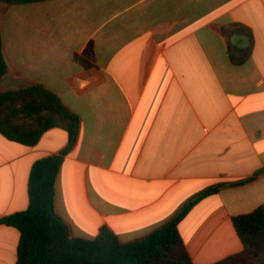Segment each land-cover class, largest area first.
Listing matches in <instances>:
<instances>
[{"label":"crops","instance_id":"1","mask_svg":"<svg viewBox=\"0 0 264 264\" xmlns=\"http://www.w3.org/2000/svg\"><path fill=\"white\" fill-rule=\"evenodd\" d=\"M19 25L38 37L6 36ZM0 36V92L42 85L80 119L70 145L61 126L34 146L0 134V219L66 149L53 208L73 237L141 239L219 186L178 224L184 248L192 264L243 250L232 219L264 206V0L1 3ZM19 238L0 224V264Z\"/></svg>","mask_w":264,"mask_h":264},{"label":"trees","instance_id":"2","mask_svg":"<svg viewBox=\"0 0 264 264\" xmlns=\"http://www.w3.org/2000/svg\"><path fill=\"white\" fill-rule=\"evenodd\" d=\"M44 0H0L20 5ZM0 36V78L8 67L3 60ZM80 119L60 98L39 84L0 92V134L25 146H34L47 130L61 126L75 140ZM35 161L30 169L28 207L0 219L20 234L16 264H192L178 224L203 198L218 191L209 188L189 200L168 222L145 237L121 242L102 227L91 240L73 237L69 226L53 208L56 175L63 154ZM243 250L214 264H264V206L232 219Z\"/></svg>","mask_w":264,"mask_h":264},{"label":"rangeland","instance_id":"3","mask_svg":"<svg viewBox=\"0 0 264 264\" xmlns=\"http://www.w3.org/2000/svg\"><path fill=\"white\" fill-rule=\"evenodd\" d=\"M5 34H6L7 37H13L14 35L15 36H19V37H21V36H23V37L31 36L30 38H34L35 36H36L35 38L38 37V35H36L35 33L34 34H30L28 32V30L26 29V27L23 26V25L17 26L16 27V32L14 31V29H12V30L6 31ZM31 48L37 51V49L39 48V46L36 45V44H34L33 46H31ZM39 56L40 55H34L35 58H37Z\"/></svg>","mask_w":264,"mask_h":264}]
</instances>
